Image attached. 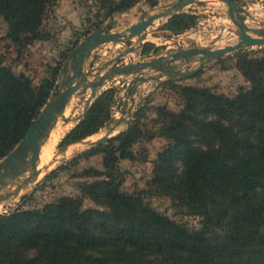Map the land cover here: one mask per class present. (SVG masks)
<instances>
[{
	"label": "trees",
	"instance_id": "16d2710c",
	"mask_svg": "<svg viewBox=\"0 0 264 264\" xmlns=\"http://www.w3.org/2000/svg\"><path fill=\"white\" fill-rule=\"evenodd\" d=\"M139 1L101 0L108 15ZM56 2L0 0V22L6 25L0 39L18 51L51 40L43 22ZM196 23L195 15L183 13L164 29L184 32ZM260 50L259 57L247 50L236 54V68L249 87L234 96L176 84L171 77L181 109L157 107L150 130L140 122L139 108L125 131L83 153L103 157L102 170L90 167L79 174L88 178L80 185L82 196L64 195L41 208L0 213V264H264V48ZM65 71L60 62L49 65L34 85L0 55V161L26 136ZM114 97V88L99 94L60 145L105 127ZM145 136L162 137L167 145L154 161L149 188L129 194L122 189L118 162L133 159L132 146ZM153 195L168 197L186 214L199 217L200 227L190 229L158 212L150 203ZM83 198L97 207L84 208Z\"/></svg>",
	"mask_w": 264,
	"mask_h": 264
},
{
	"label": "rangeland",
	"instance_id": "374dc122",
	"mask_svg": "<svg viewBox=\"0 0 264 264\" xmlns=\"http://www.w3.org/2000/svg\"><path fill=\"white\" fill-rule=\"evenodd\" d=\"M118 3L120 0H111ZM177 0H141L133 7L125 11H117L107 14L101 0H57L49 8L43 22V30L47 31L52 39L49 41H36L31 45L19 48L8 39H0V55L4 57L5 64L10 66L16 74H24L30 77L34 85H38L46 75L47 66H53L60 62L65 65L66 71L58 76L56 85L59 95L67 88L63 75L67 72L72 75V59L68 55L88 34L98 30L105 32H121L127 29L133 21H138L143 14H154L164 8L173 5ZM201 4H193L183 9L181 14H193L197 17L194 27L176 36L164 26L169 20L166 18L157 20L146 32L147 37L142 45L137 38L128 41L127 44L108 43L95 50L90 60L83 64V72L99 69L111 61L128 47L133 46L134 51L126 54L120 60L107 67H123L143 61H149L161 56H172L175 52L196 47L215 50L237 39V27L231 22L229 8L218 0H202ZM238 11L235 16L241 17L244 11L249 12L254 19L247 18L246 23L251 28L264 27V0H234ZM6 25L0 22V35L4 37ZM148 50L143 53V49ZM263 48L252 47L243 50L250 51L252 57H259ZM240 51V50H239ZM232 52L225 55L222 61H212L204 65L203 70L190 78H175L176 84L207 87L217 93L234 96L239 88H248L249 83L236 68V54ZM201 61L198 57L190 60H179L170 65L171 69L144 70L139 74H126L116 76L113 81L106 82L100 89V94L109 88L115 89L114 103L111 108V119L105 127L96 134L84 139L95 141L106 134L110 139L125 131L134 119L137 109L142 108L140 122L152 130L151 119H154L157 107H166L178 112L183 101L169 84V79L178 72H186L195 69ZM170 74V75H169ZM142 78H150L144 80ZM157 77L158 80L153 79ZM174 78V77H173ZM93 76L88 77L89 82L95 81ZM54 92V91H53ZM52 92V93H53ZM90 89L79 90L68 104L65 118H59L52 132L59 129V136L53 145L52 158H57L47 170L40 173L37 181L22 190L19 196L8 199L0 206V213H7L17 207L28 209L41 208L45 203L58 197L82 196L80 185L88 178L79 174L90 167L102 170V154L83 155V153L95 148L85 146L83 143L69 147L66 154L62 153L60 145L63 137L79 122L83 115L86 100L90 97ZM56 95V96H57ZM56 96H52L53 100ZM48 101V102H49ZM132 106V111L127 112ZM129 124L127 125V123ZM57 128V129H56ZM62 128V129H61ZM48 140V139H47ZM46 140V141H47ZM45 141V142H46ZM44 142V143H45ZM44 145V144H43ZM167 145L162 137L149 138L145 136L136 142L132 148L133 159H121L118 163L119 172L123 178L122 189L129 194H138L149 188L148 182L152 179L154 161L159 152ZM55 158V159H56ZM55 171L53 174L52 172ZM88 181V180H87ZM11 187V186H10ZM3 188L2 194L10 190ZM150 203L158 212L167 215L176 222L185 224L190 229L200 227V218L186 214L185 209L165 196L153 195ZM84 208H95V203L83 198Z\"/></svg>",
	"mask_w": 264,
	"mask_h": 264
},
{
	"label": "water",
	"instance_id": "95a60500",
	"mask_svg": "<svg viewBox=\"0 0 264 264\" xmlns=\"http://www.w3.org/2000/svg\"><path fill=\"white\" fill-rule=\"evenodd\" d=\"M224 3L230 10L229 18L231 22L237 27L236 41L211 50L208 48H192L184 49L175 52L172 56H161L149 61H143L135 64L125 65L123 67H111L104 71L107 67L117 63L120 58L126 54L133 52L134 47L130 46L128 49L120 52L117 57L107 62L99 69V73L93 68L90 71L83 72V64L90 60L95 50L100 46L108 43L125 45L133 38H137L139 45H142L147 37L146 30L154 24L157 20L166 18L171 19L175 15L181 14L184 8L193 4H201L202 0H177L173 5L164 8L163 10L154 14H143L138 21L131 24L127 29L121 32H105L98 30L88 34L80 43L74 47L68 57L72 59L71 68L73 74L68 76L66 80L67 88L59 95L55 91L59 90V85H55L52 96H56L50 100L42 108L38 117L33 121L26 136L17 144V146L0 161V206L8 199H14L21 193L22 190L28 186L33 185L37 181V176L40 174L39 158L40 151L44 142L49 138L54 125H56L59 118H65V111L70 103L72 97L81 89H90V97L86 100L87 106L84 113L78 118L80 121L85 112L90 107L93 100L100 94V89L104 87L106 82L113 81L116 76L126 74H139L144 70L171 69L170 65L179 60H190L198 57L201 63L192 70L186 72H178L173 75L174 78H190L203 70L206 63L222 59L225 55L239 50L259 47L264 48V27L251 28L247 25L246 20L254 19V17L247 11L243 12L241 17H236L238 7L234 0H218ZM182 32L174 33L176 36ZM93 76L95 81L89 82L88 77ZM140 79H144L141 76ZM153 79L158 80L157 77ZM144 80H151L145 78ZM132 111V106L127 110L128 113ZM129 122L127 123V125ZM110 140L109 134L95 141H78L65 146L62 153L70 146L78 143H83L85 146L93 147L107 143ZM11 186V187H10ZM9 188L5 194H2L3 188Z\"/></svg>",
	"mask_w": 264,
	"mask_h": 264
},
{
	"label": "bare ground",
	"instance_id": "6f19581e",
	"mask_svg": "<svg viewBox=\"0 0 264 264\" xmlns=\"http://www.w3.org/2000/svg\"><path fill=\"white\" fill-rule=\"evenodd\" d=\"M67 110L68 109H66V111H65V115L67 113ZM59 131L60 130L57 129L55 132H51L48 140L44 143V145H42V148L40 151L39 166H38L41 174H42V172H44L45 170L48 169V167H46L48 164L51 165L53 162H55L57 160L56 157H55L56 159L52 158V149H53V145L56 143V140L59 136ZM38 176H37V178H38Z\"/></svg>",
	"mask_w": 264,
	"mask_h": 264
},
{
	"label": "crops",
	"instance_id": "0c3cea01",
	"mask_svg": "<svg viewBox=\"0 0 264 264\" xmlns=\"http://www.w3.org/2000/svg\"><path fill=\"white\" fill-rule=\"evenodd\" d=\"M132 23H135V21H133ZM68 76H69V75H68V73L66 72V73L63 75V78H64L63 80L66 81L67 78H68Z\"/></svg>",
	"mask_w": 264,
	"mask_h": 264
}]
</instances>
